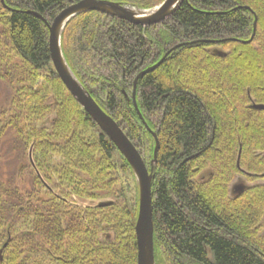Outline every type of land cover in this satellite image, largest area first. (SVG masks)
Listing matches in <instances>:
<instances>
[{
  "label": "trees",
  "instance_id": "1",
  "mask_svg": "<svg viewBox=\"0 0 264 264\" xmlns=\"http://www.w3.org/2000/svg\"><path fill=\"white\" fill-rule=\"evenodd\" d=\"M80 1L0 4V78L11 90L0 103V264H136L133 207L124 199L99 209L72 201L117 196L114 155L130 169L51 67L43 21L50 24ZM106 1L146 10L163 0ZM60 43L74 77L146 168L152 133L157 138L154 260L264 264V112L250 108L264 105L263 0H187L167 20L147 26L86 12L67 23ZM171 49L136 83L142 122L132 104L133 81ZM6 143L5 156L15 164L30 149L29 172L22 171L28 185L20 166H7ZM238 175L251 186L232 199ZM107 232L112 236L102 238Z\"/></svg>",
  "mask_w": 264,
  "mask_h": 264
},
{
  "label": "water",
  "instance_id": "2",
  "mask_svg": "<svg viewBox=\"0 0 264 264\" xmlns=\"http://www.w3.org/2000/svg\"><path fill=\"white\" fill-rule=\"evenodd\" d=\"M184 1L186 2L187 0H164L159 6L151 10H143L106 0H82L62 10L50 24L43 21L48 32V50L50 62L54 72L65 89L124 157L136 177L139 187L138 211L134 225V235L136 239V264H154L151 204V184L153 180L152 168H150V170L146 168L139 153L119 128L117 123L99 108L95 101L74 77L62 55L60 46L61 34L70 20L86 12H98L106 16L146 26L157 24L170 18ZM0 3L4 6L3 0H0ZM33 15L42 19L38 14L33 13ZM255 22L256 18L254 17L253 25H255ZM252 37L253 34L250 40ZM249 41L239 42L246 44ZM172 49L169 50L156 64L141 71L133 81V90L131 95L132 104L137 116L142 122L143 120L141 119V115L135 102L136 83L141 76L155 70L164 61ZM250 108L264 112V105L262 104H251ZM152 136L155 142L153 151L154 163L156 161L158 141L155 134L152 133ZM109 205L110 203H101L99 207L104 208ZM1 252L2 250H0V261L2 260Z\"/></svg>",
  "mask_w": 264,
  "mask_h": 264
},
{
  "label": "rangeland",
  "instance_id": "3",
  "mask_svg": "<svg viewBox=\"0 0 264 264\" xmlns=\"http://www.w3.org/2000/svg\"><path fill=\"white\" fill-rule=\"evenodd\" d=\"M162 2H160L159 4H157L156 6L150 8V9H146V10H151V9L159 6ZM263 2H264V0H263ZM133 8H135V7H133ZM0 12L4 15V11L3 10H1ZM62 33H63V31H62ZM60 45H61V43H60ZM1 48L3 50V47H1ZM208 51L211 52L212 54H219L220 55L222 53V50L219 49V48H210ZM4 52H5L6 56L9 59H11V63L16 64V62H18V59L15 57L14 52L10 48L8 42H6V41H5V46H4ZM81 58H82L83 61L86 60L85 57H81ZM51 67H52V65H51ZM7 83L8 82L6 80H3V79L0 78V103L8 95V92L10 90V87L8 86ZM10 92H11V90H10ZM125 98L127 100V97H125ZM52 119H53V115L50 114L49 116H47V118L41 124H43L44 127L50 126ZM6 141L7 140H5L3 143H5ZM144 149H147V148L144 146ZM153 149H154V146H153ZM9 150H10V146L7 143L2 145L3 156L6 159L5 162H6L7 166L9 168H12L14 165H15V167H19L20 166L21 176L24 175V174H22L23 173L22 171L24 169H26L27 172H29V165L27 164L26 160H27V157H28V159L31 160V151H30V149H29L28 153L25 152L24 161L21 160L18 157L16 158V161H17L16 164H15L14 156H11V157L7 156V158H6L5 154L8 153ZM119 154H120V152H119ZM26 155H27V157H26ZM113 158H114V162L118 165V171H117L118 182L116 183V188H115L116 192H117V196L116 197H111V196H109V195H107L105 193L104 194L101 193L102 196L99 197V198L81 200V199H76V198L73 197L72 201L75 203L74 205L77 206V207L89 208V209H99L100 208L99 205L101 203H110L109 206L104 207V208H109V207H113L120 200L123 201V199H124V203L127 204V206L129 208L133 207V214L132 215H135V221H136V216H137V211H138V201H139V187H138V183H137L136 177H135L134 172L132 171L131 167L129 166L127 161L124 159V157H123V159L126 161V163L128 164V166L130 168L129 171H126L124 168H122L123 166L121 165V163L119 161V157L117 155H114ZM118 161H119V164H118ZM26 166H27V168H26ZM150 168H152V174L154 176L156 170H155V162L153 163V157H152L151 161L148 162V168L147 169L150 170ZM26 176H28V175H24L23 178L26 181V185H28L30 177L27 180ZM153 179H154V177H153ZM53 184H54V182H53ZM250 186H251V184L248 183V181L246 180L245 176H243V175L236 176L235 179L231 182L230 190H229V195H230L229 197L232 198V199L237 197L239 195V193H241L244 189H246V188H248ZM52 192L53 191H51V193ZM53 194H54V192H53ZM119 194H121V196H119ZM135 221H134V225H135ZM260 225H261L262 229L264 230V214L261 217ZM263 230H261L260 233H262ZM104 236H107L108 238H110L112 236V234H111V232H107V233L101 234L102 238ZM154 264H158V262L154 260Z\"/></svg>",
  "mask_w": 264,
  "mask_h": 264
}]
</instances>
